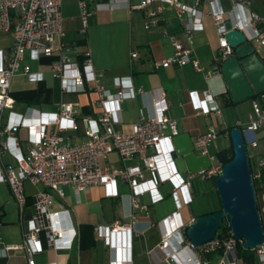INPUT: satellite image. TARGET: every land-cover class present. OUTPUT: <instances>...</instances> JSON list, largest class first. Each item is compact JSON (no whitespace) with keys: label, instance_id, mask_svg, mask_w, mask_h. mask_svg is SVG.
<instances>
[{"label":"built area","instance_id":"1","mask_svg":"<svg viewBox=\"0 0 264 264\" xmlns=\"http://www.w3.org/2000/svg\"><path fill=\"white\" fill-rule=\"evenodd\" d=\"M112 1L78 0L82 30H85L87 25L89 2H93L95 6H108ZM230 1L232 7L229 10L223 8L220 0H139L137 4H133L134 7L147 10L149 21L145 26L156 22L157 11L151 7L155 3L173 6L178 18L184 22V39L164 31L173 46V53L154 61V66L190 63L196 70H204L200 60L193 54L192 34L203 29L201 19L205 15H210L218 27V53L221 60L234 51L225 37L227 29L224 22L228 19L232 28L244 31L246 38L263 59L264 14L251 8L253 0ZM204 2L207 3L206 9L202 6ZM61 3L62 0H0V32L9 33L12 40L8 49L0 47V158L5 153L13 158V161L2 163L0 180L9 185L17 202L21 221L26 203L25 184L29 182L36 187L32 193L35 213L25 220L21 242L4 245L0 256H5L8 249L23 248L27 264H38L34 254L43 249L41 230L50 235L51 246H72L76 235L75 228L71 223L62 224L58 219L62 213H68V209L63 203H60L58 210L51 209L54 194L64 196V185H69L78 192L88 190L92 185L102 184L106 193L117 195L116 180L119 178L130 187L128 216L134 218V209L147 211V205L141 203L140 195L156 188L160 181H171V193L180 207L192 200L189 187L190 178L194 174H199L203 179H213L221 172L223 165L216 155L208 150V146L219 134V130L209 124L205 131L194 136L193 143L197 154L209 156L210 165L198 172L188 171L186 176L176 170L171 157L174 150L172 137L179 131L176 119L166 113L168 105L162 86L154 90L138 89L142 104L137 119L131 123L128 131L114 129V123L121 121L120 102L136 94L131 77L114 76L112 82L115 91H111L101 81L104 73L94 71L88 46L79 53L80 61H72L67 53L62 52L65 47L62 40L65 30ZM237 8H240V12ZM26 51H29L32 58L51 55L54 51L62 52L59 59L51 64L52 74L59 79L62 90L84 91L87 82L93 84L97 92L96 103L101 109L96 116L85 114L81 117L85 140L69 142L61 133L63 130H76L79 127L74 116L77 104L75 102H61L55 110L39 111L37 115L29 114L31 107L24 112L14 110L17 99L10 91L12 76L22 67L31 79L39 78V74L30 72L27 65L21 66ZM136 54L134 49L131 55ZM219 70L220 64L214 63L207 73ZM203 93V97H199L195 90L191 91L196 110L203 113H219L220 108L214 94L209 90H204ZM250 99L248 120L242 125L239 123L249 159L259 141L256 130L264 123V91L254 93ZM23 127L26 130L25 137L20 135V128ZM149 148H152V151H149ZM112 152L118 155L120 166L107 162ZM160 162L165 169L164 174L161 172ZM259 164H264V155L261 156ZM251 175L252 178H257L259 171L252 169ZM257 199L259 207L262 208V196L261 199L257 196ZM195 219L191 217L184 222L179 212H173L160 220L163 226L160 248L164 252L166 264L208 263L198 257L195 252L197 247L185 233L187 225ZM130 228L119 221L97 226L98 232L108 244L113 242L117 234L126 231L130 233ZM171 238L175 239V246H171ZM232 241L233 238L225 240L215 235L198 248L203 252H209L222 245L232 248ZM122 244L129 246L130 242L126 238ZM184 250L188 252V256L183 257ZM255 250L259 258L264 260V242Z\"/></svg>","mask_w":264,"mask_h":264},{"label":"crops","instance_id":"2","mask_svg":"<svg viewBox=\"0 0 264 264\" xmlns=\"http://www.w3.org/2000/svg\"><path fill=\"white\" fill-rule=\"evenodd\" d=\"M255 1L253 0L251 8L264 14V7ZM138 2L139 0H113L108 6H95L93 2H89L90 13L85 30H82L78 11L63 13L61 10L65 30V35L62 37L65 47L62 52L67 53L72 61H80L79 53L88 46L91 50L94 71L104 73L101 81L111 91H115L112 82L114 76L131 77L136 94L120 102L121 121L114 123V129L128 131L131 123L137 119L142 104L137 93L138 89L154 90L159 86H162L166 92L168 105L166 113L176 119L179 132L187 131L194 138L196 134L205 131L209 124L216 127L213 120L221 116L222 104H234L228 101V90L220 70L207 73L214 63L220 64L221 61L218 53V27L210 15H205L201 19L203 29L192 34L193 54L200 60L204 70H196L190 63L155 67L154 61L173 53V46L164 31L184 39V22L178 18L173 6L155 3L151 7L157 11L156 22L145 26L149 21V15L145 8L133 6ZM220 2L225 10L232 7L230 0H220ZM202 6L206 9L207 3L204 2ZM237 10L240 12V8ZM4 36L0 32V47L8 49L12 40L3 42ZM134 49L137 54L132 56L131 52ZM62 52L54 51L51 55L32 58L29 51H26L21 66L27 65L30 72L39 74V78L31 79L21 67L11 78L10 91L17 99L14 110L24 112L31 107L30 115H37L39 111L55 110L59 103L64 101L77 103L74 116L79 123L78 129H66L61 133L69 142H80L86 139L81 117L85 114L96 116L101 108L96 103L97 92L91 82L86 83L84 91L69 92L61 89L59 79L52 74L51 64L59 59ZM193 90L199 97H203L204 90L212 92L219 105V113L214 111L203 113L196 110L191 97ZM65 93L80 95L81 99L64 100L61 96ZM248 103L251 104V99ZM222 123L226 124L224 131L229 136V126L235 123L229 124L225 120ZM217 129L219 133L223 131ZM256 131L259 141L252 150L250 163L253 170L259 171L256 192L261 199L264 191V164H259V161L264 155V123ZM20 135L25 137L24 127L20 128ZM226 146L227 144L224 147ZM149 151H152V148ZM5 161H13L12 156L8 153L3 154L0 158V167ZM134 161L135 159L132 160ZM107 162L113 166H120L116 152ZM160 167L164 174L165 169L162 168L161 162ZM116 188L118 194L111 195L106 193L102 184H95L88 190L78 192L71 186L64 185L63 197L54 194L51 209L58 210L60 203L64 204L68 213H62L58 218L59 222L64 225L71 223L76 235L70 248H55L50 244V235L45 230H41L40 239L43 249L34 254L36 262L38 264H166L164 252L160 248L163 230L160 220L173 212H179L184 222L191 217L196 218L186 206L194 200L198 190L192 188L190 183L192 200L179 207L171 193V181L162 180L156 188L140 195V201L147 205V211L134 209V219L128 216L130 194L128 183L117 178ZM35 189L36 187L29 182L25 184L26 203L21 221L18 205L9 185L6 181L0 180V251L6 244L21 242L25 220L35 213L32 196ZM114 221L130 226L131 230L130 233L126 231L117 234L113 242L108 244L98 232L97 226L111 224ZM126 238L130 242L129 246L122 244ZM175 243V239L171 238V246H175ZM220 247L209 252H203L197 247L195 252L200 259L207 260V264L221 262L248 264L236 257L234 246ZM187 253L184 250L183 257L188 256ZM0 264H27L25 250L8 249L5 256H0ZM252 264H264V260L259 258L257 252Z\"/></svg>","mask_w":264,"mask_h":264},{"label":"water","instance_id":"3","mask_svg":"<svg viewBox=\"0 0 264 264\" xmlns=\"http://www.w3.org/2000/svg\"><path fill=\"white\" fill-rule=\"evenodd\" d=\"M224 26L227 29L225 37L234 51L220 61V75L236 103L264 91V61L242 29L232 28L229 19L225 20ZM229 135L234 155L223 163L221 172L214 178L221 208L198 216L185 229L196 247L214 238L222 224H228L232 236L243 240L246 248H256L264 242L261 217L264 215V191L260 208L240 127L232 126ZM172 143L171 157L180 174L198 172L210 165L207 154L195 152L189 132L173 135Z\"/></svg>","mask_w":264,"mask_h":264},{"label":"rangeland","instance_id":"4","mask_svg":"<svg viewBox=\"0 0 264 264\" xmlns=\"http://www.w3.org/2000/svg\"><path fill=\"white\" fill-rule=\"evenodd\" d=\"M258 5H262L264 7V0H256ZM61 10L63 13H72L75 10L80 13L78 7V0H62ZM83 27V25H82ZM5 38L2 40L3 42H8L11 40L9 33H3ZM79 49L81 46L78 47ZM264 60V58H263ZM64 100L77 101L80 100V95L77 94H62L61 96ZM249 99H244L242 101L236 102L234 104H222V114L218 116L217 119H214V123L217 125V128L223 129L220 131L218 137L208 146V150L210 153H215L217 149L224 147H230V135L227 136L224 131L225 123H222L223 120L227 121L229 124L235 123L237 126L244 124L248 120V112L251 110V104H249ZM239 119V120H237ZM257 133V131H256ZM150 149V148H149ZM115 153V152H114ZM114 153L109 154V159L114 157ZM186 176L187 173H184ZM190 183L192 184V188H196L198 190V194L195 196L194 200L186 206V208L197 215L203 210H213L217 208H221L220 199L218 196L217 189L215 187L214 179H203L199 174H194L192 178H190ZM257 196L259 194L256 192ZM264 223V216H262V224ZM264 228V226H263ZM233 238V246L235 245L236 239L231 235L227 238H223L225 240H231ZM256 252V250H255Z\"/></svg>","mask_w":264,"mask_h":264},{"label":"trees","instance_id":"5","mask_svg":"<svg viewBox=\"0 0 264 264\" xmlns=\"http://www.w3.org/2000/svg\"><path fill=\"white\" fill-rule=\"evenodd\" d=\"M228 101L231 103H235L232 101V99L229 95V92H228ZM232 126H234V125L229 126V130ZM214 154L216 155L218 160H220L222 163L227 162L234 155L232 144L230 145V147H222V148L216 150ZM249 163H250V159H249ZM250 170L252 172L251 163H250ZM252 181H253V185H254V188L256 191V189L258 187V180H257V178H252ZM218 209L219 208L213 209V210H203L202 212H200L196 215V218L200 215H203V214H206L209 212H213V211L218 210ZM216 235L220 236L221 238H227L228 236H231L232 234H231L230 226L228 224H222L220 226V228L217 229ZM223 246L224 245H222L220 248H223ZM220 250H222V249H220ZM234 251H235L236 257L240 258L245 263L252 264V263H254V261L256 259L255 248H246L243 244V240L236 239V242L234 245Z\"/></svg>","mask_w":264,"mask_h":264}]
</instances>
